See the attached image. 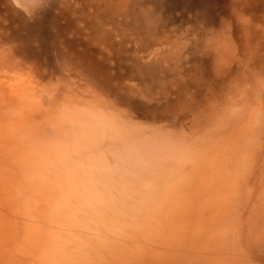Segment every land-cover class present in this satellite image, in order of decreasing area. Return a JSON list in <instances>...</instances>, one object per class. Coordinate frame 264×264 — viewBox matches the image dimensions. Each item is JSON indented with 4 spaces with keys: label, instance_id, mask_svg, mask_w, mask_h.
<instances>
[{
    "label": "rangeland",
    "instance_id": "374dc122",
    "mask_svg": "<svg viewBox=\"0 0 264 264\" xmlns=\"http://www.w3.org/2000/svg\"><path fill=\"white\" fill-rule=\"evenodd\" d=\"M71 73L91 103L70 114L60 88L47 113L6 119L13 81L40 99ZM65 117L81 137L61 143L80 174L73 264H264V0H0L2 131ZM33 205L54 241L58 205ZM0 257L17 263L8 246Z\"/></svg>",
    "mask_w": 264,
    "mask_h": 264
},
{
    "label": "bare ground",
    "instance_id": "6f19581e",
    "mask_svg": "<svg viewBox=\"0 0 264 264\" xmlns=\"http://www.w3.org/2000/svg\"><path fill=\"white\" fill-rule=\"evenodd\" d=\"M19 1L22 6L32 11L38 8L43 0ZM248 1L254 4L257 0ZM67 18V20H71L69 16ZM49 38L53 40L54 36L52 35ZM51 45L56 46V48L53 46L52 51L54 53L61 48L60 45L57 46L54 40ZM62 55V53L57 54L58 58H62ZM93 69L99 71L96 67ZM67 72L69 73V71ZM59 81V79L56 80V82ZM68 81L63 87H59V91L57 90L58 88L55 89L52 86V83L46 85L44 88L45 95H42L40 99L35 98L34 95L22 98L19 95L22 93L20 91L24 89V85L13 81L10 85L12 93L9 96L10 98L14 96L15 100L11 99V101H14L12 109L7 111L6 119H16L18 120L16 121L17 123L20 119L27 117H22V115L28 112L31 116L38 114L41 116L48 112L42 107L47 105L53 96L63 93L68 94L72 99L68 103L70 114L75 111L77 104L91 103L93 97L84 91L85 84L80 82L78 75L71 73ZM50 87L52 90H49ZM60 88H62L63 93H60ZM50 93L52 94L49 95ZM40 109H42V113ZM65 118L67 119H62L58 122V125L61 123L62 134L57 131L58 125L47 120L45 123H41V127L20 125L16 129L6 127L3 130L4 132L2 131L3 124L0 122V248L9 247L12 254L17 258V263L14 259L12 264H27L28 262V264H35L33 262L35 260H39L41 264H73L74 254L71 253V250L74 246L70 244L67 235H69V232L71 233L70 227L74 226V223L70 224L69 220L72 219V215H78L77 213H79L74 205L77 204L76 202L81 203V200H75V196H71L69 185L77 183L76 181H79L80 174H76L75 171H71V168L67 167V165L73 164V156H66L63 149L67 148V145L65 144L62 149L61 143H64L63 141L72 143L75 137L78 140H81V137L79 135L75 136V127L73 126L76 124H74L73 120L69 117ZM8 122L12 124L14 121ZM146 152L147 149L141 147L137 150L134 157L140 158ZM88 159L91 160V157L89 156ZM83 180L81 179L80 181ZM48 181H52L56 185L54 186L56 190L54 193L55 197L61 196L60 200H64L69 206H63L61 203L55 204L57 201L50 194L47 197L43 195L44 190L48 188V185H46ZM36 182L41 185L39 187L41 190L37 189L36 186L38 184ZM82 188L85 190L80 193L83 200H87L84 197L95 199V193L92 192L89 186H86V182L82 185ZM77 194L79 195V193ZM71 197L72 199L69 202ZM40 201L49 206L58 205L50 224V228L53 229L54 241L41 240V236L50 239L48 232L44 229V231L39 230L38 226H31L30 221L27 219V215L32 214L33 204H37ZM195 221L196 217L193 221L194 225ZM69 247L71 248L68 249ZM25 252L28 253L27 256L30 255L28 260H24ZM39 253H41L40 257ZM74 263L91 264L89 260L84 259V261H81L77 258ZM0 264H9V259L0 261Z\"/></svg>",
    "mask_w": 264,
    "mask_h": 264
}]
</instances>
